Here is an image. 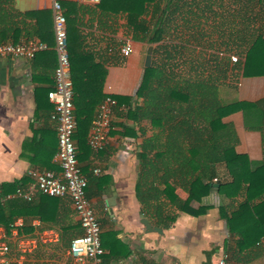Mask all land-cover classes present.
Segmentation results:
<instances>
[{
	"label": "crops",
	"instance_id": "1",
	"mask_svg": "<svg viewBox=\"0 0 264 264\" xmlns=\"http://www.w3.org/2000/svg\"><path fill=\"white\" fill-rule=\"evenodd\" d=\"M54 1L0 0V43L38 40L47 45L33 60L0 59V192H7L1 196L14 194L12 187L17 183L28 185L31 170L61 171L56 160V124L51 119L54 105L47 95L54 87L58 61ZM58 1L65 13L78 21L84 49L106 68L103 99L110 95L116 103L106 149L95 153L87 144L88 152L84 153L77 147L80 167L88 179L87 195L101 224L108 264H217L225 254L226 264H264V238L255 248L232 256L237 239L231 238L234 232L231 216L245 196L232 200L211 190L202 203L194 201L190 205L195 210L210 206L205 213L195 216L178 208V202L189 198L188 191L178 185L182 179L171 176L169 183L174 191L169 196L161 193L157 196L155 188L161 191L166 188L160 183L162 174L145 178L144 145L148 139H155L159 131L144 115L150 107V96H138L137 92L145 74L147 50L154 45L133 39L124 14L101 11L100 3L93 4L90 0ZM244 16L241 13L234 19L241 23ZM127 40L133 42L134 52L124 57L120 48ZM241 82L244 89H234V94L221 97L222 103L264 99V77H243ZM126 98H132L131 107ZM136 108H143L144 112H136ZM222 122L228 128L221 134L224 140L235 144L237 153L247 155L252 161H264V132L247 130L242 112L233 113ZM163 141L165 137L158 142ZM164 149L161 146L160 150ZM170 168L177 170L180 165L171 163ZM97 169L99 174L94 173ZM213 169L214 183L231 181L223 164ZM144 200L150 206H145ZM17 201L22 199L9 197L0 206ZM33 202L35 212L27 215L26 220L18 217L14 223L21 220L23 226L19 230L29 235L48 231L55 242L40 246L30 264L66 260L70 242L83 234L70 199L38 195ZM157 203L163 204L160 212L154 209ZM168 216L175 220L166 221L169 226L163 227L160 223ZM144 219L152 227L162 229V233L147 232Z\"/></svg>",
	"mask_w": 264,
	"mask_h": 264
},
{
	"label": "trees",
	"instance_id": "2",
	"mask_svg": "<svg viewBox=\"0 0 264 264\" xmlns=\"http://www.w3.org/2000/svg\"><path fill=\"white\" fill-rule=\"evenodd\" d=\"M185 2L187 0H101L98 8L113 15L124 14L134 40L156 45L152 67L145 69L142 84L137 92L138 96L148 94L151 100L146 113L143 108H136L138 110L136 112H144L152 126L159 131L155 139H148L144 145L142 158L147 169L145 178L162 174L160 181H163L160 183L165 184L166 188L162 191L155 188L157 196L160 193L169 196L174 191L175 188L169 183L171 176L176 180L182 179L178 185L188 191L189 198L186 202H178V208L195 216L205 213L210 206H201L195 210L190 205L194 201L202 203L211 190L232 200L245 196V200L231 216L234 227L231 238L237 239L236 248L232 249V256L235 258L244 251L255 248L264 238V161H252L247 155L237 153L235 144L224 140V134H221L228 128L222 119L233 113L242 112L247 130L264 132V99L259 102L238 101L226 104L213 94L214 87L208 93L205 82L200 78L193 82H172L170 72L174 71L171 66L166 67L164 60L159 63L160 55L166 58L167 62L173 60V56L176 57L179 46L183 48L193 43L201 45L195 36L182 44L180 40L179 44L173 43L174 52L171 51V43H166L167 34L170 35L171 29L170 13L184 7ZM257 2L259 6L264 7V0ZM69 6L76 7L75 4ZM65 16L68 23L69 53L75 92L77 129L74 139L78 149L87 153V138L97 114V107L104 97L102 86L107 71L102 63L95 60L93 54L84 49L83 36L76 18H71L68 13H65ZM262 29L263 31L256 37L249 38L235 32L236 40L230 41L237 49L235 52L238 53L240 62L236 65L241 66L243 77H264V25ZM230 42L222 38L221 41L211 43L212 48L208 55L213 60H210V63L222 59L223 46ZM206 43L205 41L204 44ZM231 56H225L223 59L232 64ZM48 93L49 91L47 95ZM126 100L128 107H131L132 98ZM162 137H165V141L159 144L158 141ZM161 146L165 149L160 150ZM171 163L180 165V168L171 169ZM218 164L226 167L231 181L213 182L212 178L215 175L213 168ZM26 185L25 182L17 183L12 187V192ZM6 193L0 192V195ZM143 203L150 206L147 200ZM33 204L34 202L22 200L0 206V227H4L8 232L18 217L26 220L27 215L35 212ZM162 205L157 203L154 209L160 212ZM40 218L45 220L43 216ZM174 220L175 218L168 216L160 224L168 227L165 222ZM108 259V256H104L103 263L108 264Z\"/></svg>",
	"mask_w": 264,
	"mask_h": 264
},
{
	"label": "built area",
	"instance_id": "3",
	"mask_svg": "<svg viewBox=\"0 0 264 264\" xmlns=\"http://www.w3.org/2000/svg\"><path fill=\"white\" fill-rule=\"evenodd\" d=\"M90 2L99 4L101 0H90ZM53 10L58 61L54 71V87L49 91L48 98L54 105L51 119L56 124L58 136L56 160L61 171L31 170L28 174L31 182L27 186L18 187L11 196L0 195V205L9 197H18L26 202H33L38 195L70 199L83 234L71 241L66 252V260L54 261L51 264H104L105 249L102 245L101 224L87 195L88 179L80 167L74 139L77 121L67 18L58 0L53 3ZM46 49L47 45L38 40L0 43V59L33 60L38 53ZM133 52V42L125 41L120 48L122 56L129 57ZM231 61L236 64L240 59L231 56ZM115 106V100L110 95H107L98 106L87 138L88 146L95 153L104 151L109 143ZM94 173L99 174L100 170L97 169ZM22 226L21 220L14 223L10 230L11 235L0 227V264L30 263L31 257L40 246L55 242L48 231L29 235L19 230ZM227 259L228 256L225 254L217 264H226Z\"/></svg>",
	"mask_w": 264,
	"mask_h": 264
},
{
	"label": "rangeland",
	"instance_id": "4",
	"mask_svg": "<svg viewBox=\"0 0 264 264\" xmlns=\"http://www.w3.org/2000/svg\"><path fill=\"white\" fill-rule=\"evenodd\" d=\"M241 13L245 18L238 23L234 18ZM170 19V35L167 34V42H165L171 43L172 52L175 50L174 44H179L177 42L179 38L180 44L187 39L191 40L193 36L197 38L198 43H201V45L189 44L183 48L179 46L176 57L173 56V60L167 62L166 58L160 55L159 63L164 60L166 67L171 66L174 71L170 72L173 77L172 82H193L200 78L205 82L208 93L214 87L213 94H216L219 100L221 97L227 98L228 94H234V89H244L241 82L243 78L241 66L231 64L223 58L225 55L239 57L235 52L237 49L230 42L236 40L235 32L249 38L256 37L263 31L264 7L259 6L257 0H187L184 7L170 13ZM222 38L230 42L223 46L222 51L225 55L221 56L222 59L218 62L210 63V60H213L208 55L212 48L210 45L213 41H221ZM205 41L207 45L204 44ZM162 52L163 50L160 51ZM118 63L121 65L120 61Z\"/></svg>",
	"mask_w": 264,
	"mask_h": 264
},
{
	"label": "water",
	"instance_id": "5",
	"mask_svg": "<svg viewBox=\"0 0 264 264\" xmlns=\"http://www.w3.org/2000/svg\"><path fill=\"white\" fill-rule=\"evenodd\" d=\"M153 51H154V47L149 46L147 53H146V58H145V68H151L152 67ZM142 223L144 224L147 232H154L155 231L158 233H162V229L152 227L148 220L144 219V220H142Z\"/></svg>",
	"mask_w": 264,
	"mask_h": 264
}]
</instances>
